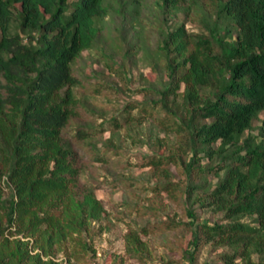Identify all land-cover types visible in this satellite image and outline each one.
I'll use <instances>...</instances> for the list:
<instances>
[{"label":"trees","instance_id":"obj_1","mask_svg":"<svg viewBox=\"0 0 264 264\" xmlns=\"http://www.w3.org/2000/svg\"><path fill=\"white\" fill-rule=\"evenodd\" d=\"M162 1L203 30L182 25L165 34L157 55L170 79L162 108L129 103L121 117L69 133L83 108L76 62L110 28L112 12L141 34L139 0H0V264H60L63 246L106 213L83 176L117 155L115 134L102 146L96 140L160 112L187 135L186 200L223 216L210 224L188 210L190 257L215 244L232 251L221 256L224 264H264V0ZM202 156L210 167L200 166ZM162 164L151 157L143 167ZM170 189L152 188L157 195ZM143 215L158 217L156 210ZM181 225L169 220L139 233ZM147 245L138 233L127 238L135 258L149 253Z\"/></svg>","mask_w":264,"mask_h":264},{"label":"rangeland","instance_id":"obj_2","mask_svg":"<svg viewBox=\"0 0 264 264\" xmlns=\"http://www.w3.org/2000/svg\"><path fill=\"white\" fill-rule=\"evenodd\" d=\"M139 2L143 27L141 34L138 33L140 28L133 25L129 17L112 12L105 18L110 28L106 26L100 33L96 47L84 51L76 62V74L82 84L75 90L83 108H80V115L69 133L77 126L99 127L114 117H121L129 103L148 104L160 110L162 93L170 82L157 56L165 34L182 25L194 34L203 31L183 12L166 11L162 0ZM95 90L101 92L96 93ZM183 90L184 87L181 92ZM85 106L93 113L88 112ZM137 114L139 111H134L132 115ZM165 116L160 112L153 117H141L118 131L105 132L103 140H96L102 146L115 134L112 144L113 153L117 155H110L107 163L90 165L83 176V181L94 186L106 213L102 220L90 224L88 232L72 237L63 246L57 262L224 264L221 256L232 251L215 244L202 246L194 258L190 257L193 235L187 226L192 221L188 217V210H193L200 221L210 224L221 222L223 216L202 210L186 200L183 192L190 182L186 173L189 150L187 135L182 129L162 122ZM177 120L179 124L184 123L180 117ZM151 157L161 159L162 168L143 167ZM200 166L208 168L211 164L202 156ZM205 179L213 184L218 182L213 175ZM196 183L201 184V181ZM160 185H170L171 189L157 195L152 188ZM154 210L157 218L143 215ZM169 220L182 225L176 230L149 236L139 233L142 229ZM134 233L140 235L150 250L140 258L127 252V238ZM254 261L259 262L258 256H254ZM236 264L244 262L237 261Z\"/></svg>","mask_w":264,"mask_h":264}]
</instances>
